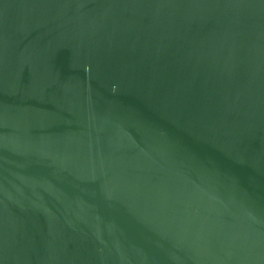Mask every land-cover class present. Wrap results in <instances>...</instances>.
Returning a JSON list of instances; mask_svg holds the SVG:
<instances>
[{"label": "water", "instance_id": "1", "mask_svg": "<svg viewBox=\"0 0 264 264\" xmlns=\"http://www.w3.org/2000/svg\"><path fill=\"white\" fill-rule=\"evenodd\" d=\"M0 264H264V0H0Z\"/></svg>", "mask_w": 264, "mask_h": 264}]
</instances>
